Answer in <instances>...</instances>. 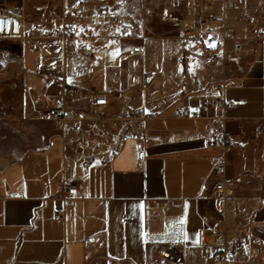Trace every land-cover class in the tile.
Wrapping results in <instances>:
<instances>
[{
    "label": "crops",
    "instance_id": "1",
    "mask_svg": "<svg viewBox=\"0 0 264 264\" xmlns=\"http://www.w3.org/2000/svg\"><path fill=\"white\" fill-rule=\"evenodd\" d=\"M83 1L90 15L69 24L75 35L65 70L88 96L109 95L108 118L62 125L43 118L60 103L48 73L62 68L61 44L7 37L28 40L18 67L0 52L22 86L0 122V264H149L163 246L144 234L161 231L165 217L168 226L184 219L188 264H215L216 256L264 264V37L255 35L264 0ZM211 13L223 19L211 34L227 48L239 40L240 59L207 64L208 34L184 36L189 21ZM144 71L152 74L146 86ZM223 80L224 110L174 116ZM71 107L86 112L89 100ZM139 108L146 116L131 115ZM222 114L239 140L227 151L209 137L208 117ZM223 156L235 199L225 209L204 184Z\"/></svg>",
    "mask_w": 264,
    "mask_h": 264
},
{
    "label": "built area",
    "instance_id": "2",
    "mask_svg": "<svg viewBox=\"0 0 264 264\" xmlns=\"http://www.w3.org/2000/svg\"><path fill=\"white\" fill-rule=\"evenodd\" d=\"M212 1L210 2L211 5ZM234 9H239L240 5L232 3ZM76 15H85L88 8L83 0H76L71 9ZM223 19L217 13H211L202 16L197 20H191L183 27L184 36L186 38L194 37L195 33L200 30L203 34H211V24L213 22L222 21ZM0 35L3 37H41L53 38L58 37L65 41L67 38L73 37L75 34L72 30L65 26L60 28L45 27L39 23H34L29 29H26L22 16L8 12L0 14ZM27 33V34H26ZM224 35V34H223ZM255 35L261 39L264 37V27H256ZM229 36L238 38L235 31L229 32ZM225 35L222 37L225 39ZM244 54V46L239 41L233 42L230 48L218 43L217 48H210L205 45L203 56L207 64L217 62L219 59H240ZM72 57V53L66 50L65 44L62 55V69H51L49 76L55 87V93L60 103L43 112V118L55 121L58 125H62L67 120H85L95 119L104 120L108 118V105L110 103L109 95L106 92H97L87 95L86 90L70 80L66 73L67 60ZM152 74L150 71H144L142 75V82L146 86L150 83ZM229 87V82L223 80L221 82L211 83L203 98L198 104L180 107L175 109L174 116L179 118L199 119L205 117V112L210 109L224 110L228 101L225 98V90ZM89 100V109L86 112L71 107L79 104L82 101ZM132 116H146L142 108L131 111ZM148 115L155 116L151 112ZM214 125V130L210 133V142L212 144L220 145L225 151L236 146L239 142L238 138L231 135L226 129V117L222 115L208 117ZM226 172V158L218 157L214 159L213 169L210 175L204 179L206 191L209 197L214 200L221 208H232L235 204V199L230 192H228V182L225 180ZM68 191L72 185L66 182L64 185ZM63 210H59L56 219L63 216ZM176 218H183L182 216H170ZM167 218H164V226L161 231L146 232L144 240L147 244H161L163 247L156 259L149 264H188V242L185 233L184 219L181 223L177 221L168 226ZM179 221V220H178ZM168 232V236L163 238L160 235ZM215 264H229L226 258L215 257Z\"/></svg>",
    "mask_w": 264,
    "mask_h": 264
},
{
    "label": "rangeland",
    "instance_id": "3",
    "mask_svg": "<svg viewBox=\"0 0 264 264\" xmlns=\"http://www.w3.org/2000/svg\"><path fill=\"white\" fill-rule=\"evenodd\" d=\"M44 2L45 0H0V10L14 12L23 16L28 29L31 28L34 23H39L45 27L57 29L65 26L66 28L72 30L69 27V24L73 23L74 19L88 17L90 15L89 11H87L85 15H76L75 13H73L71 9L76 3V0H55L43 4ZM35 3H37L38 5H33ZM27 38L37 40H48L52 41V43L55 44H61V61L64 44L66 50H68L66 42L70 39L67 38L65 41H63L58 37ZM27 47L28 40L7 38L0 35V52L4 51L7 54H10L11 67H18V65L21 64L20 53H22V49L24 50ZM0 67L4 68V70L0 72V122H5V118L7 116L5 115V113H11L15 110L12 101L16 100V98L21 94L22 86H20L19 82H17L18 79L21 78L18 77L19 71H14L13 69L10 70V68H8L9 66H7L5 61H0Z\"/></svg>",
    "mask_w": 264,
    "mask_h": 264
},
{
    "label": "water",
    "instance_id": "4",
    "mask_svg": "<svg viewBox=\"0 0 264 264\" xmlns=\"http://www.w3.org/2000/svg\"><path fill=\"white\" fill-rule=\"evenodd\" d=\"M8 13V11L4 10H0V14H6ZM205 45L210 47V48H217L218 47V37L216 35H212V34H209L205 40Z\"/></svg>",
    "mask_w": 264,
    "mask_h": 264
},
{
    "label": "snow or ice",
    "instance_id": "5",
    "mask_svg": "<svg viewBox=\"0 0 264 264\" xmlns=\"http://www.w3.org/2000/svg\"><path fill=\"white\" fill-rule=\"evenodd\" d=\"M0 23H2V22H0Z\"/></svg>",
    "mask_w": 264,
    "mask_h": 264
}]
</instances>
